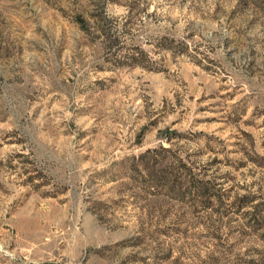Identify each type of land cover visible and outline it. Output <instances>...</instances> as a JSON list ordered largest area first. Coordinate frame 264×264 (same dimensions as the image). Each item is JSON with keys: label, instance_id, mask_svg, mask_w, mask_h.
<instances>
[{"label": "rangeland", "instance_id": "1", "mask_svg": "<svg viewBox=\"0 0 264 264\" xmlns=\"http://www.w3.org/2000/svg\"><path fill=\"white\" fill-rule=\"evenodd\" d=\"M0 264H264V0H0Z\"/></svg>", "mask_w": 264, "mask_h": 264}, {"label": "trees", "instance_id": "2", "mask_svg": "<svg viewBox=\"0 0 264 264\" xmlns=\"http://www.w3.org/2000/svg\"><path fill=\"white\" fill-rule=\"evenodd\" d=\"M82 25H84V24H82ZM84 29H85V28H84ZM103 32H104V30H102V33H103ZM105 33H106V32H105ZM106 35H107V37H109V38H111V39H112V36H113V35L111 36V34H110V33H109V34H107V33H106ZM111 47H113V46H111ZM142 54H143V53H142ZM132 60H133V61H137V60H138V58H135V57H133V58H132Z\"/></svg>", "mask_w": 264, "mask_h": 264}]
</instances>
